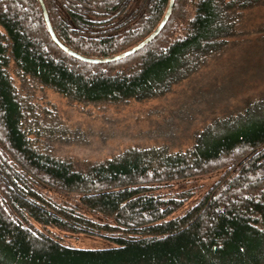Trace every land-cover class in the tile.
<instances>
[{"label": "trees", "instance_id": "obj_1", "mask_svg": "<svg viewBox=\"0 0 264 264\" xmlns=\"http://www.w3.org/2000/svg\"><path fill=\"white\" fill-rule=\"evenodd\" d=\"M168 2L142 0L128 13L129 28L96 38L76 28L115 23H92L79 9L113 21L120 4L43 0L57 39L94 59L147 38ZM260 5L264 0H174L165 26L142 49L91 64L54 43L37 0H0V264H264V105L202 131L189 152L129 150L83 168L43 150L41 125L26 120L28 92L37 88L83 103L160 96L235 33L241 12ZM215 173L218 180L190 205V191L158 192ZM40 228L101 236L113 246L75 249Z\"/></svg>", "mask_w": 264, "mask_h": 264}, {"label": "rangeland", "instance_id": "obj_2", "mask_svg": "<svg viewBox=\"0 0 264 264\" xmlns=\"http://www.w3.org/2000/svg\"><path fill=\"white\" fill-rule=\"evenodd\" d=\"M108 1L112 5L120 4L119 19L112 21L111 14L92 13L83 7L79 13L92 23L108 22L115 26L103 30L78 25L76 30L97 38L121 34L129 28L133 20L128 19V13L142 0ZM235 28V33L215 52L199 59L187 78L160 96L83 103L47 88H37L28 92L27 112L29 107L32 113L29 109L26 120L34 118L41 125L39 143L43 150L71 161L78 168L105 162L129 150L155 148L168 153L189 152L202 131L211 126L219 129L222 123L251 114L264 105V5L241 12ZM15 86L20 87L17 82ZM218 176L215 173L174 183L158 192L173 196L190 191L192 196L185 201V205H190L218 180ZM47 192L54 200H67L53 191ZM40 229L61 245L75 249L113 246L109 239L101 236Z\"/></svg>", "mask_w": 264, "mask_h": 264}, {"label": "water", "instance_id": "obj_3", "mask_svg": "<svg viewBox=\"0 0 264 264\" xmlns=\"http://www.w3.org/2000/svg\"><path fill=\"white\" fill-rule=\"evenodd\" d=\"M41 9V13L44 19V23L47 27L48 33L51 37V39L54 41V43L61 49L63 50L65 53H67L68 55H70L71 57L80 60L82 62H86V63H91V64H106V63H111V62H115L118 60H121L127 56L132 55L133 53L139 51L140 49H142L145 45H147L151 40H153L158 34L159 32L162 30V28L165 26L166 22L168 21L170 15H171V11L173 8V3L174 0H169L168 2V6L167 9L165 11V14L162 18V20L160 21L159 25L157 26V28L144 40H142L139 44H137L136 46H134L133 48L119 54L113 57H109V58H103V59H94V58H87L84 57L82 55H79L73 51H71L70 49H68L67 47H65L56 37L50 22H49V18L46 12V8L44 6L43 0H37Z\"/></svg>", "mask_w": 264, "mask_h": 264}]
</instances>
